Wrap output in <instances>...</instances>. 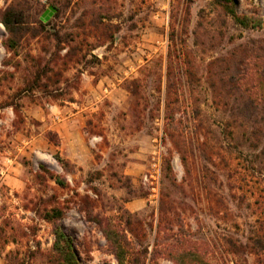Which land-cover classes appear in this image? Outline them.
Segmentation results:
<instances>
[{"label": "rangeland", "instance_id": "374dc122", "mask_svg": "<svg viewBox=\"0 0 264 264\" xmlns=\"http://www.w3.org/2000/svg\"><path fill=\"white\" fill-rule=\"evenodd\" d=\"M226 6L0 0V264L54 262L52 208L80 264H264V25Z\"/></svg>", "mask_w": 264, "mask_h": 264}, {"label": "trees", "instance_id": "16d2710c", "mask_svg": "<svg viewBox=\"0 0 264 264\" xmlns=\"http://www.w3.org/2000/svg\"><path fill=\"white\" fill-rule=\"evenodd\" d=\"M224 2L227 4L226 12L233 18L235 23L240 26L256 28L264 25V20L261 18L238 15L232 8L229 7V0H224ZM53 10L54 8L51 7L49 11L44 14L42 20H48L52 16ZM20 16L21 15L17 14V12L7 9L0 15V21L9 33H14V26L21 23ZM56 182L62 184L61 181H58L57 179ZM61 216L62 212L56 208H52L48 211L44 210L43 219L53 224L54 241L52 244V251L55 256L53 257L54 262L52 264H80L70 237L63 232L61 225L57 222L60 220ZM116 254L119 264H122V256L118 255L117 252Z\"/></svg>", "mask_w": 264, "mask_h": 264}, {"label": "built area", "instance_id": "2783aa9c", "mask_svg": "<svg viewBox=\"0 0 264 264\" xmlns=\"http://www.w3.org/2000/svg\"><path fill=\"white\" fill-rule=\"evenodd\" d=\"M152 179L153 181H156V177L154 175H149V180ZM146 180H147V177H146ZM152 183V182H151ZM153 191H155L154 188H152Z\"/></svg>", "mask_w": 264, "mask_h": 264}, {"label": "crops", "instance_id": "0c3cea01", "mask_svg": "<svg viewBox=\"0 0 264 264\" xmlns=\"http://www.w3.org/2000/svg\"><path fill=\"white\" fill-rule=\"evenodd\" d=\"M72 115L74 116V118H77L79 116V112L75 111Z\"/></svg>", "mask_w": 264, "mask_h": 264}]
</instances>
